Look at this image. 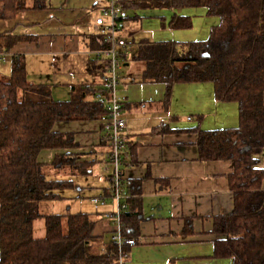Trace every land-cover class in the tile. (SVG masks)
Instances as JSON below:
<instances>
[{
    "label": "trees",
    "instance_id": "1",
    "mask_svg": "<svg viewBox=\"0 0 264 264\" xmlns=\"http://www.w3.org/2000/svg\"><path fill=\"white\" fill-rule=\"evenodd\" d=\"M130 5L204 7L220 18L207 40L144 39L132 58L144 63V81L166 84V100L175 84L212 82L217 100L239 104L237 127L195 130L198 159L233 162L228 179L234 208L215 218V255L230 258L232 264H264V168L257 157L264 150V0H137L126 8ZM45 6L46 0H34V9ZM26 9L27 0H0V21L14 20ZM169 25L186 29L192 20L174 15ZM31 39L11 37L7 46ZM97 90L93 84L72 85L69 99H55L50 85L28 80L23 56H13L10 75L0 78V264H112L117 258L114 241L98 249L103 239L93 233L96 220L91 213L71 212L69 207L62 213L40 210L43 201L66 199L61 191L75 185L50 177V170L92 172V160L74 151L80 145L76 132L59 127L98 120L103 110ZM163 131L168 129L158 132ZM44 150L55 152L50 162L40 158ZM125 184L139 190L137 183ZM136 203L128 197L121 213L124 237L139 233L142 213ZM40 218L45 233L37 236L35 221ZM190 226L187 222L186 228Z\"/></svg>",
    "mask_w": 264,
    "mask_h": 264
},
{
    "label": "crops",
    "instance_id": "2",
    "mask_svg": "<svg viewBox=\"0 0 264 264\" xmlns=\"http://www.w3.org/2000/svg\"><path fill=\"white\" fill-rule=\"evenodd\" d=\"M101 3L102 0H46L43 9H34V0H27V9L14 20L0 21V34L4 35L0 38V78L10 75L13 56H23L28 80L50 85L55 99H69L72 85L93 84L97 89L99 80L90 68V52L100 47L94 21L100 15ZM174 15L190 17L192 26L170 27ZM126 21L130 46L137 49L144 39L179 43L207 40L220 18L209 15L204 7L130 5ZM17 36L33 39L8 47L7 40ZM129 66L127 62L125 67ZM144 68L143 63L137 76L132 71L122 73L119 85V94L126 100L123 113L131 150L123 169L126 181L139 184V190L127 187L126 194L129 200H137L142 213L137 244L128 248L126 264H232L230 258L215 255L214 223L217 216L234 208L228 179L233 162L199 160L195 130L237 127L239 104L217 100L212 82L175 84L166 100V84L144 81ZM164 127L168 131L158 132ZM59 128L76 132L80 145L74 151L82 153L81 159L92 160L93 165L103 163L108 146L99 119L69 122ZM42 153H46L45 158L40 156L44 162L55 156L54 151ZM257 157L258 166L264 168V150ZM115 209L110 199L89 212L97 215L93 217V233L103 239L99 249L112 241L115 223L103 218ZM187 222H191L189 228Z\"/></svg>",
    "mask_w": 264,
    "mask_h": 264
},
{
    "label": "built area",
    "instance_id": "3",
    "mask_svg": "<svg viewBox=\"0 0 264 264\" xmlns=\"http://www.w3.org/2000/svg\"><path fill=\"white\" fill-rule=\"evenodd\" d=\"M133 1L102 0L100 15L94 21L100 47L90 52V68L99 80L96 100L103 110L99 121L108 151L102 162L105 180L109 184L102 196L92 197L91 201L105 204L111 199L115 202L116 209L104 215L116 226L112 241L117 243L119 254L112 264H126L128 251L125 248L137 244L134 237L123 236L121 226V213L128 206L123 168L131 158V150L127 120L123 113L126 100L119 94V85L122 70L132 57V48L125 30L128 27L126 4Z\"/></svg>",
    "mask_w": 264,
    "mask_h": 264
},
{
    "label": "rangeland",
    "instance_id": "4",
    "mask_svg": "<svg viewBox=\"0 0 264 264\" xmlns=\"http://www.w3.org/2000/svg\"><path fill=\"white\" fill-rule=\"evenodd\" d=\"M136 52V47L132 48V57ZM128 61L129 67H124L122 73L133 72L134 76H137L138 72L141 70L143 63L138 61L135 62L133 58ZM52 151V150H44ZM46 153H44L45 155ZM41 153V157L45 156ZM43 159V158H41ZM45 161V159H44ZM53 172V173H52ZM105 169L103 163H94L92 173H88L85 175L82 174H71L68 169H63L62 171L50 170L49 176L54 178H67L74 182V186L68 189H64L61 191L64 196H67L66 202L64 200H53V201H43L40 204V210L42 213H62L67 211V207L71 212L76 211H95L97 206H102L104 203H93L90 198L96 196H102L104 193L101 191L102 187H108L109 184L105 180ZM96 189H99L100 192H97ZM110 200V199H109ZM107 201V203L109 202ZM96 213L92 212V217L96 218ZM103 218V217H102ZM105 219V217L103 218ZM35 229L36 235L42 236L45 233L44 219L40 218L35 221ZM99 249V247H98ZM103 250L102 248H100Z\"/></svg>",
    "mask_w": 264,
    "mask_h": 264
},
{
    "label": "water",
    "instance_id": "5",
    "mask_svg": "<svg viewBox=\"0 0 264 264\" xmlns=\"http://www.w3.org/2000/svg\"><path fill=\"white\" fill-rule=\"evenodd\" d=\"M203 56H208V54L207 53H204Z\"/></svg>",
    "mask_w": 264,
    "mask_h": 264
}]
</instances>
